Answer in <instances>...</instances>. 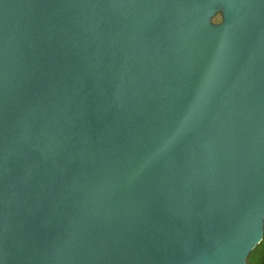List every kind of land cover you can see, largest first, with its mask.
I'll list each match as a JSON object with an SVG mask.
<instances>
[{"label":"water","instance_id":"95a60500","mask_svg":"<svg viewBox=\"0 0 264 264\" xmlns=\"http://www.w3.org/2000/svg\"><path fill=\"white\" fill-rule=\"evenodd\" d=\"M263 234L264 0H0V264H248Z\"/></svg>","mask_w":264,"mask_h":264},{"label":"trees","instance_id":"16d2710c","mask_svg":"<svg viewBox=\"0 0 264 264\" xmlns=\"http://www.w3.org/2000/svg\"><path fill=\"white\" fill-rule=\"evenodd\" d=\"M218 15L213 18V22H218ZM248 264H264V234L261 241L249 252L247 256Z\"/></svg>","mask_w":264,"mask_h":264},{"label":"rangeland","instance_id":"374dc122","mask_svg":"<svg viewBox=\"0 0 264 264\" xmlns=\"http://www.w3.org/2000/svg\"><path fill=\"white\" fill-rule=\"evenodd\" d=\"M218 19H219V17H218Z\"/></svg>","mask_w":264,"mask_h":264}]
</instances>
